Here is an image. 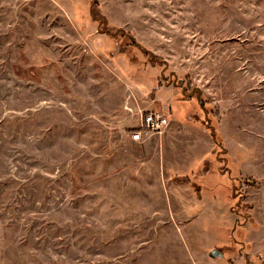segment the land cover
Wrapping results in <instances>:
<instances>
[{"label":"rangeland","instance_id":"1","mask_svg":"<svg viewBox=\"0 0 264 264\" xmlns=\"http://www.w3.org/2000/svg\"><path fill=\"white\" fill-rule=\"evenodd\" d=\"M0 264H264V0H0Z\"/></svg>","mask_w":264,"mask_h":264},{"label":"built area","instance_id":"2","mask_svg":"<svg viewBox=\"0 0 264 264\" xmlns=\"http://www.w3.org/2000/svg\"><path fill=\"white\" fill-rule=\"evenodd\" d=\"M168 117L163 112L153 111L141 114V122L139 128L131 134L133 141H139L142 138L161 133L168 125Z\"/></svg>","mask_w":264,"mask_h":264},{"label":"water","instance_id":"3","mask_svg":"<svg viewBox=\"0 0 264 264\" xmlns=\"http://www.w3.org/2000/svg\"><path fill=\"white\" fill-rule=\"evenodd\" d=\"M182 92L184 93L185 92V88L184 87H182ZM192 93H194V90H192L191 92H190V94H192ZM185 95V94H184ZM198 97H199V95H197ZM210 254H211V256L212 257H215V256H218V255H222V254H220L217 250H211L210 251Z\"/></svg>","mask_w":264,"mask_h":264},{"label":"trees","instance_id":"4","mask_svg":"<svg viewBox=\"0 0 264 264\" xmlns=\"http://www.w3.org/2000/svg\"><path fill=\"white\" fill-rule=\"evenodd\" d=\"M214 139H215L217 147H218V149L220 151V149H222V145H223V141H222V139H220V135L214 136Z\"/></svg>","mask_w":264,"mask_h":264}]
</instances>
